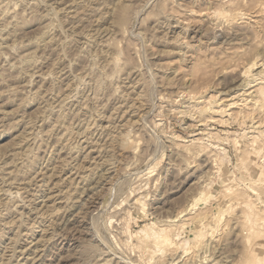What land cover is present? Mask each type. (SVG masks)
Masks as SVG:
<instances>
[{"label":"rangeland","instance_id":"374dc122","mask_svg":"<svg viewBox=\"0 0 264 264\" xmlns=\"http://www.w3.org/2000/svg\"><path fill=\"white\" fill-rule=\"evenodd\" d=\"M256 1L0 0V264H264Z\"/></svg>","mask_w":264,"mask_h":264},{"label":"bare ground","instance_id":"6f19581e","mask_svg":"<svg viewBox=\"0 0 264 264\" xmlns=\"http://www.w3.org/2000/svg\"><path fill=\"white\" fill-rule=\"evenodd\" d=\"M249 1V0H248ZM253 2H254V0H252ZM258 1V0H257ZM256 1V5L255 4H253V6H254V8H257V10L255 11L256 13H255V15H259L260 16V13H264V1H262L261 0V2H257ZM252 2V3H253ZM7 4V3H6ZM8 5H9V3H8ZM252 5V4H251ZM12 7V6H11ZM117 8H116V22L118 23V25H125V23L126 22H128L127 21V19H129L128 18V9H127V7H126V5H117L116 6ZM8 9H10V7H8L7 5H5V4H3L2 2H0V15H2V14H6L7 15V13L8 12H11V11H8ZM8 14H10V13H8ZM13 15V14H12ZM9 16V15H8ZM11 16V15H10ZM44 16V15H43ZM46 16V15H45ZM2 17V16H1ZM14 17V16H13ZM12 17V18H13ZM77 17H79V16H76V18ZM5 19H6V17H4ZM259 18V17H258ZM3 20V19H2ZM182 20V19H181ZM185 20V19H184ZM186 20H188V19H186ZM10 21V20H9ZM176 21H178V23H180L179 22V20L178 19H176ZM183 22V21H182ZM183 24V23H182ZM184 26V25H183ZM186 27H188L189 26V22H187L186 23V25H185ZM190 27V26H189ZM189 44V43H188ZM253 86V85H252ZM210 100H212V96H209L208 98H206V99H204V100H201L200 102H203V103H209L210 102ZM131 107V106H130ZM232 107H234V106H230V107H228V109H230V108H232ZM216 111H218V110H216ZM120 134H121V132H120ZM122 136H123V134H121ZM120 136V135H119ZM123 140V139H122ZM75 143H76V141H75ZM74 149V148H73ZM71 150V149H70ZM19 153V152H18ZM103 164V163H102ZM104 166V165H103ZM106 169V168H105ZM102 171V170H101ZM101 174H103V173H101ZM8 177H9V174H8ZM15 178V177H14ZM102 178V177H101ZM7 179V178H6ZM13 179V178H12ZM71 179H73V178H71ZM70 179V180H71ZM14 180V179H13ZM15 180H16V178H15ZM60 180V179H59ZM81 180V179H80ZM63 181V180H62ZM72 181V180H71ZM70 181V182H71ZM97 181V180H96ZM73 182V181H72ZM89 182V181H88ZM59 183V182H58ZM76 185H77V183H76ZM97 185V184H96ZM55 186V185H54ZM95 186V185H94ZM51 187V186H50ZM50 187H49V189H50ZM86 188V187H85ZM74 189V188H73ZM99 189V188H98ZM6 190V189H5ZM75 190V189H74ZM11 191V190H10ZM12 192V191H11ZM18 192V191H17ZM9 193V192H8ZM94 194V193H93ZM11 195H12V193H11ZM15 195V194H14ZM97 195V194H96ZM10 196V195H9ZM17 196V195H16ZM80 196V195H79ZM11 197V196H10ZM19 197V196H18ZM13 199V198H12ZM96 200V199H95ZM93 201V200H92ZM86 202V201H85ZM85 202H83V203H85ZM80 205V204H79ZM180 212H182L181 210L179 211V213ZM177 214V213H176ZM178 215V214H177ZM176 215V216H177ZM68 220V219H67ZM68 222V221H67ZM34 223V222H33ZM65 225H66V223H64ZM69 224V223H68ZM65 225H64V227H65ZM67 227V226H66ZM147 232H152L153 231V229H151V228H148L147 230H146ZM154 232V231H153ZM152 242H153V244H156V246H158L159 248L158 249H162L164 246H167V245H169L167 242H163V241H161V240H159L158 238H153V240H152ZM85 247V246H84ZM157 248V247H156ZM86 250V249H85ZM86 252V251H85ZM176 264V263H175ZM183 264V263H182Z\"/></svg>","mask_w":264,"mask_h":264}]
</instances>
